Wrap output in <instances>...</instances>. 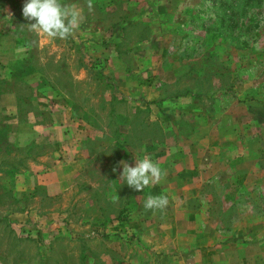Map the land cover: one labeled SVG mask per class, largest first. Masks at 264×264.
I'll return each mask as SVG.
<instances>
[{"label":"rangeland","instance_id":"1","mask_svg":"<svg viewBox=\"0 0 264 264\" xmlns=\"http://www.w3.org/2000/svg\"><path fill=\"white\" fill-rule=\"evenodd\" d=\"M145 1L154 0H116L109 11L106 0H61L82 8L83 19L92 21L86 30L95 23L98 29L118 23L117 38L98 48L86 34L78 44L70 40L75 31L67 39L35 32L23 5L16 11L15 22L25 26L33 46L39 40L41 53L13 65L28 71L32 78L26 81L35 86L52 83L55 95L53 105L49 100L41 106L45 113L22 100L19 117L17 111L0 110V264H162L176 246L188 264L192 235L185 221L179 242L171 240L173 227L157 223L162 213L176 210V195L169 194L165 209L145 210L144 201L162 194L161 188L129 187L120 177L123 163L134 166L135 157L148 155L160 165V149L176 146V129H195L197 145L216 151L240 145L237 139L230 143L236 131L241 143L258 140L264 149V0H161L168 18L157 23L140 18ZM13 2L0 0V32L9 28L2 17L11 13L2 4ZM129 17L141 23L121 27ZM66 62L70 73L63 69ZM44 69L46 74L37 73ZM176 98L185 101L191 118L176 115ZM67 99L72 113L88 125L92 143L84 162L73 164L65 178L58 177L63 182L50 188L44 176L54 163V145L30 132L42 127H34L33 119L22 122V111L33 112L43 124ZM98 130L101 138L95 141ZM123 209L125 220L117 219ZM203 238L198 234V244ZM198 252L197 264H224L219 256Z\"/></svg>","mask_w":264,"mask_h":264},{"label":"crops","instance_id":"2","mask_svg":"<svg viewBox=\"0 0 264 264\" xmlns=\"http://www.w3.org/2000/svg\"><path fill=\"white\" fill-rule=\"evenodd\" d=\"M106 1H109V11L114 10L112 8L116 0ZM20 5H24V3L2 4V10L4 12L10 10L11 13L8 15L5 13L2 17L9 28L0 32V110L8 108L9 112L14 114L17 111L14 117H19L20 112L17 107L21 100L28 104L33 103L36 108H39L40 113H45L43 112L44 107L41 106L50 105L48 101L51 102L50 98L55 95L52 83L35 86L30 81H26L32 78L28 71L13 65L14 63H26L35 56L40 57L41 53L39 40L37 46H33L31 36L23 28L25 26L21 27L15 22L16 11L20 10ZM140 15V18L148 23L163 22L168 18L167 10L161 0L149 1V3L141 5ZM141 19L129 17L120 26L139 25ZM116 22L120 21L116 20ZM91 23L90 18H84L80 28L75 30V37H71L70 40H74L78 44L82 40H86L87 37H84L86 34L89 35L87 41L94 47L107 46V42L115 37L113 26L117 27L118 23L100 29L97 28L99 26L96 27L95 23L92 30H86ZM72 34L74 35V33ZM118 36L121 37V35ZM104 38H107L106 42ZM56 65L60 66L59 61ZM65 66L63 67L64 71L70 73L67 62ZM25 68L28 66L26 65ZM81 68L83 71V67ZM46 70H37V73L46 74ZM22 78L25 80L24 88L27 89L25 95L20 92ZM190 98L189 102L192 101ZM181 100L176 98V115L191 118L187 117L191 114L190 109L185 108L182 103L185 101ZM62 103L65 105H62L64 109L49 112L51 117H45L46 122L43 124L40 123V119L37 120L38 117H33L31 111H22V114L25 113L26 116H20L22 122L28 120L32 122L31 119H33V126L42 128L30 132L42 134L48 144L54 145V163L48 169L50 172L44 176L45 184L50 188L63 182L59 183L58 177L62 175L65 178L64 172L75 168L73 164L79 165L84 162L88 146L92 143L89 139L91 137H87L90 131L88 125L83 121L84 118L80 120L72 113L70 110L72 108L71 101L67 99ZM51 104L54 103L51 102ZM180 104H183V108L180 107ZM93 129L91 128V130ZM100 132L101 130H98L95 133V141H100ZM196 133L195 129L189 133L176 129V138L178 139L176 146L160 149L159 166L167 180L156 184V186H160L161 193L168 197L169 202L176 195V210L162 213L157 223L163 224L162 228L165 229L173 227L174 239L171 240L179 242L182 232L180 225L185 221L186 228L192 235L189 245L186 247L189 251L188 264H197L198 255L201 254L198 251H204L205 257L210 255L209 257L216 258L219 256L220 260H225L224 264H232L234 261L233 264H264V193H261L264 192V164H262L264 149L262 150L258 140H256V144L249 146L241 143L238 140V131H236L230 136L232 138L230 143L233 144V140L237 139L235 142L239 141L240 145L230 144L229 147L216 151L208 146H198L197 139H194ZM60 158L62 159L59 160ZM77 174L78 172L74 176ZM68 177L70 176L68 175ZM168 187L172 189L170 193L165 192ZM169 194H172L173 197H170ZM180 207L186 208V212L182 213ZM235 207L236 210H234ZM144 216L151 220L152 213L146 211ZM198 234H204L203 241L199 244ZM212 234H215V240L211 236ZM228 245L232 249H228ZM177 248L178 246H176V252L173 255L164 256L163 262L165 263L162 264L184 263L185 257L178 254Z\"/></svg>","mask_w":264,"mask_h":264},{"label":"clouds","instance_id":"3","mask_svg":"<svg viewBox=\"0 0 264 264\" xmlns=\"http://www.w3.org/2000/svg\"><path fill=\"white\" fill-rule=\"evenodd\" d=\"M22 14L31 30L46 34L50 38L67 39L79 29L83 20V11L75 5L61 3V0H26ZM123 163V162H122ZM124 183L136 191L162 182L164 172L150 156L135 157L134 166L123 163L120 176ZM166 195H149L144 201L145 210H162L168 206Z\"/></svg>","mask_w":264,"mask_h":264},{"label":"trees","instance_id":"4","mask_svg":"<svg viewBox=\"0 0 264 264\" xmlns=\"http://www.w3.org/2000/svg\"><path fill=\"white\" fill-rule=\"evenodd\" d=\"M17 3H18V4H21L22 2L17 0ZM124 211H125V209H123V210L118 214V216H117L116 218H117V219H121V220H125V218L122 217Z\"/></svg>","mask_w":264,"mask_h":264}]
</instances>
